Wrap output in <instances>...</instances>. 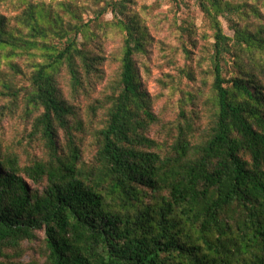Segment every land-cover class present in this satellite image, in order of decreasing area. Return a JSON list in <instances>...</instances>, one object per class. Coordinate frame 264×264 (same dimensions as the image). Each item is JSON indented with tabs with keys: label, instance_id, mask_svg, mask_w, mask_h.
Instances as JSON below:
<instances>
[{
	"label": "trees",
	"instance_id": "obj_1",
	"mask_svg": "<svg viewBox=\"0 0 264 264\" xmlns=\"http://www.w3.org/2000/svg\"><path fill=\"white\" fill-rule=\"evenodd\" d=\"M11 1L24 7L15 19L27 34L0 12V123L24 124L26 144L0 136V264H264L260 9L246 10V0H196L212 30L210 77L182 93V122L172 128L154 113L140 82L135 56L144 51L145 31L136 16L118 20L119 66L87 157L86 129L56 76L65 67L77 93L101 58L77 46V33L69 36L52 9ZM255 1L264 8V0ZM244 14L254 23L233 20ZM15 59L33 68L30 75ZM186 76L196 81L192 72ZM156 125L166 130L161 138L151 132ZM38 232L40 253L25 262L22 246Z\"/></svg>",
	"mask_w": 264,
	"mask_h": 264
},
{
	"label": "rangeland",
	"instance_id": "obj_2",
	"mask_svg": "<svg viewBox=\"0 0 264 264\" xmlns=\"http://www.w3.org/2000/svg\"><path fill=\"white\" fill-rule=\"evenodd\" d=\"M242 1L237 0V3ZM31 2L42 3L46 8L52 9L62 18L63 27L69 36L77 33V46L86 50L92 57L101 58L97 66L98 73L92 76L89 83L85 81L77 93L70 91L65 67L62 66L59 75L56 76L62 96L73 106L78 120L86 129L82 136V150L87 157L93 153L91 133L105 120V110L100 105L105 104L104 98L110 90L109 81L115 77L119 66L123 35L117 27L118 20H126V16H136L140 27L146 33L144 51L135 56V61L142 89L152 97V109L161 117L162 124L167 128L182 122L181 119L178 121L177 117L182 93L194 92L197 87L202 86L200 78L210 77L206 76V73L209 66L208 57L212 51V30L196 0H177L179 6L172 0H31ZM246 2L248 4L246 10L257 8L264 15L261 2L255 0ZM113 7L115 9L112 11ZM23 9L17 8L11 0H0V12L9 19V27L13 29L18 27L17 31L26 37V29H22L15 19ZM102 11L105 12L101 13ZM219 19L223 32L232 37V28L222 17ZM233 20L240 25L254 23L250 14L233 17ZM57 41L55 39V42ZM12 61L18 63L24 71L27 70L24 60ZM40 61L41 59H38L33 62ZM0 70H6V61L3 58H0ZM32 71L33 68L30 67L26 71L27 75ZM187 72L195 75V82L186 76ZM94 106H100L95 114L91 112V107ZM189 110L188 106L187 111ZM204 123L205 120H201V124ZM159 125L151 129L157 138L163 137L166 133ZM23 127L24 124L21 126L18 120L4 121L0 123V136L4 142L22 141ZM23 143L26 144V141L23 140ZM26 149L37 155L40 153L34 146ZM42 242L43 233L38 232L36 240L24 243L22 260L26 262L32 257H37Z\"/></svg>",
	"mask_w": 264,
	"mask_h": 264
}]
</instances>
